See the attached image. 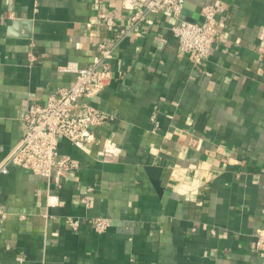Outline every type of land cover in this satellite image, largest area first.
I'll list each match as a JSON object with an SVG mask.
<instances>
[{
    "label": "crops",
    "instance_id": "obj_1",
    "mask_svg": "<svg viewBox=\"0 0 264 264\" xmlns=\"http://www.w3.org/2000/svg\"><path fill=\"white\" fill-rule=\"evenodd\" d=\"M208 4L224 10L206 62L178 48L169 10L150 13L91 100L111 119L84 148L60 141L78 166L50 178L18 165L0 175V264H261L264 0H186L182 17L202 22ZM102 11L125 26L134 9L0 0V164L21 140L28 104L75 81L60 68L95 60L111 35ZM66 216L80 218L78 230ZM95 216L111 219L108 230L90 226Z\"/></svg>",
    "mask_w": 264,
    "mask_h": 264
},
{
    "label": "built area",
    "instance_id": "obj_2",
    "mask_svg": "<svg viewBox=\"0 0 264 264\" xmlns=\"http://www.w3.org/2000/svg\"><path fill=\"white\" fill-rule=\"evenodd\" d=\"M126 1L134 9L128 25H119L105 12L99 13V20L111 35L98 41L95 60L87 65L72 61L60 68L76 74L73 84L58 88L45 103L28 104L21 120V140L0 164V175L7 174L11 165H18L50 178L62 176L78 166L71 158L61 155L60 141L67 138L84 148L94 139L95 128L104 126L111 119L91 100L111 83L112 59L116 49L132 31L149 22L150 13L169 10L176 21L172 31L178 48L195 63L209 59L218 36L219 14L224 10L222 5H205L201 10L204 20L200 22L182 17L186 0ZM29 60L31 63L36 61L33 53H29ZM152 120L156 126L159 125L157 114H153ZM57 202V196H51L49 204ZM82 202L89 205L90 198L86 195ZM65 221L74 230H78L81 224L80 218L74 216H66ZM110 225L109 217L95 216L90 219V226L98 233L105 232ZM254 249L261 257V264H264V226L255 235Z\"/></svg>",
    "mask_w": 264,
    "mask_h": 264
}]
</instances>
